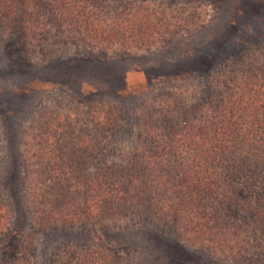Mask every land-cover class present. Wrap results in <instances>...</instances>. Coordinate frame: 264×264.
Wrapping results in <instances>:
<instances>
[{
    "label": "trees",
    "instance_id": "16d2710c",
    "mask_svg": "<svg viewBox=\"0 0 264 264\" xmlns=\"http://www.w3.org/2000/svg\"><path fill=\"white\" fill-rule=\"evenodd\" d=\"M262 1L263 5L255 6L260 18L228 21L211 36L205 35L207 28L194 27L191 22L177 25L188 36L176 40L173 31L167 34L171 29L165 26L167 12L141 7L138 0H0V28L9 31L0 41V59L35 50L45 54L57 42L116 56L152 54L153 49L164 48L171 56L158 64L182 67L174 77L159 74L160 80L205 81L203 87L198 84L201 88L195 97L190 95L183 102L143 105L138 116L143 137L139 145L125 153L121 163L98 168L90 165L99 154L94 149V132L74 128L47 111L39 112L23 144V198L33 222L44 231L45 264L52 255L48 250L60 241L54 240L55 229L99 225L139 211L167 228L166 241L171 245L161 246L163 255L185 256L182 244L229 261H240L250 248L254 258L264 255L249 237L251 233L256 238L264 236V195L260 194L264 186ZM164 35L169 37L164 41L169 46L161 43ZM53 58L40 65L28 60L11 62L33 70L74 61L68 56ZM232 60L234 66L225 68ZM34 82L66 87L63 81L34 77L17 95L32 94ZM93 84H80L77 94L97 103L93 106L95 130L120 131L121 115L114 111L118 107L98 103L106 88ZM107 87L105 94L117 103L123 89ZM191 90L197 92L196 87ZM20 187L19 183L15 188L18 197ZM10 219L9 210L0 202V238ZM187 250L193 257L194 252ZM2 264H7L5 258ZM49 264L120 263L111 250L68 247Z\"/></svg>",
    "mask_w": 264,
    "mask_h": 264
},
{
    "label": "rangeland",
    "instance_id": "374dc122",
    "mask_svg": "<svg viewBox=\"0 0 264 264\" xmlns=\"http://www.w3.org/2000/svg\"><path fill=\"white\" fill-rule=\"evenodd\" d=\"M109 1L119 2V0ZM138 1L143 3L139 4L141 7L148 5L152 10L167 12L165 26L167 28L171 26L167 34L173 31L176 40H179L178 36H183V32L177 30V25L191 22L194 27L207 28L204 31L205 35L211 36L228 21H247L255 15H259L256 18H260L262 15L257 13L258 9L255 6L263 5L262 0ZM252 22L257 23L256 20ZM8 32L0 28V41L2 38L6 39ZM186 36L182 38H187ZM259 37L264 40V31L259 34ZM168 38L163 37L161 43L169 46L168 43H164ZM163 46L165 45L160 47ZM155 49H153L155 53L152 54L140 52L137 55L127 53L116 56L112 52L101 53L79 45L57 42L45 54L35 50L22 54L21 57L17 55L12 58L7 55L1 57L0 202L9 210L11 219L3 237L0 238V243L3 245L0 247V264L4 258L7 264H45L44 256H42L47 247L43 236L44 231H41L33 222L30 209L23 198L24 186L26 187L22 165L23 144L29 126L39 112L47 111L61 117L74 128L94 132L97 136L94 149L98 148L99 154L97 151L90 165L92 168H98L121 163L123 155L139 145L138 142L143 137L140 136L142 131L138 116L143 105L165 100L183 102L190 95L195 97L200 88L205 85V81L200 79L180 80L164 77V80H160L159 74L174 77L182 65L166 62L158 64V61L164 62L170 58L171 52L164 48L157 51ZM251 50L249 49L247 53ZM54 56L73 57L74 61L33 70L11 62L18 60L27 62L28 60L40 65L43 61L54 59ZM234 61L226 64L225 68L233 67ZM188 67L186 65V68ZM34 77L63 81L66 87L51 88L34 82L32 87L36 90L32 94L17 95L25 90L24 85ZM84 82L106 88L104 96L99 98L98 103L118 107L114 111L116 116L121 115L120 131L95 130L93 106L97 103L91 104L89 96L80 97L77 94L80 84ZM198 84H201V87ZM107 86L123 89L117 103L112 102L111 98L105 94L109 89ZM195 87L197 92L192 93L191 89ZM15 89H19L17 93L13 92ZM82 91L84 93L85 89ZM175 93L178 94L175 96ZM19 183L21 187L18 197L15 188ZM263 189L264 186L261 188V195H264ZM55 231L57 232L54 240L58 238L60 241L56 244L57 246L48 250L52 252V255L47 260V264L56 254L68 247L111 250L115 252V258L120 264H264V255L254 258L250 254L253 253L251 248L249 251L245 249L247 253H243L244 258L239 259L240 261H229L186 244H182L186 247L181 246L186 250L185 256H179L176 253L172 254L173 256L163 255L161 246L165 243L171 245V242L166 241L169 232L163 224L144 211L134 213L122 220H112L88 227H60ZM249 237L264 251V236L256 238L251 233ZM145 241L148 244H143L146 243ZM186 248L194 252L193 257ZM14 252L16 256H13Z\"/></svg>",
    "mask_w": 264,
    "mask_h": 264
}]
</instances>
